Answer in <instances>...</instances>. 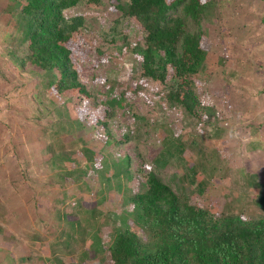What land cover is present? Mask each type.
I'll return each instance as SVG.
<instances>
[{"label": "rangeland", "instance_id": "374dc122", "mask_svg": "<svg viewBox=\"0 0 264 264\" xmlns=\"http://www.w3.org/2000/svg\"><path fill=\"white\" fill-rule=\"evenodd\" d=\"M211 1L197 91L203 121L140 77L128 42L83 75L108 141L13 63L8 50L21 32L0 0V264H112L109 249L133 226L131 198L146 169L215 216L264 219V0ZM101 3L86 27L110 17V0Z\"/></svg>", "mask_w": 264, "mask_h": 264}, {"label": "trees", "instance_id": "16d2710c", "mask_svg": "<svg viewBox=\"0 0 264 264\" xmlns=\"http://www.w3.org/2000/svg\"><path fill=\"white\" fill-rule=\"evenodd\" d=\"M6 1L21 32L16 47L8 50L13 63L43 78L50 98L69 107L101 137L112 140L83 75L92 60L108 62L128 42L140 59V77L163 86L169 105L203 121L207 107L197 91L202 92L205 79L204 26L213 1L110 0V17L90 27L86 18L101 15V0ZM118 105L125 108L120 101ZM80 153L92 156L84 149ZM145 172L144 189L131 198L135 224L113 239L108 254L112 264H264V219L215 216L190 204L152 171Z\"/></svg>", "mask_w": 264, "mask_h": 264}]
</instances>
